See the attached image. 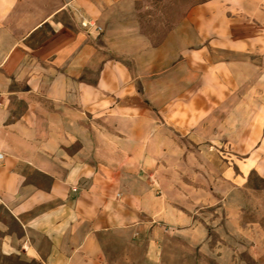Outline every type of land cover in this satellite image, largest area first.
Here are the masks:
<instances>
[{
	"label": "crops",
	"instance_id": "crops-1",
	"mask_svg": "<svg viewBox=\"0 0 264 264\" xmlns=\"http://www.w3.org/2000/svg\"><path fill=\"white\" fill-rule=\"evenodd\" d=\"M263 89L264 0H0V264H264Z\"/></svg>",
	"mask_w": 264,
	"mask_h": 264
},
{
	"label": "rangeland",
	"instance_id": "rangeland-1",
	"mask_svg": "<svg viewBox=\"0 0 264 264\" xmlns=\"http://www.w3.org/2000/svg\"><path fill=\"white\" fill-rule=\"evenodd\" d=\"M263 130L264 125L262 121L259 134L253 136L251 134V128L247 127L245 131V137L243 139L244 141L242 142H240V138L238 142L235 133L234 135L229 136L226 142L224 140L223 142H213L212 146L210 147L212 154L211 168L213 174L215 175L216 172L219 173L221 166L226 165V163H228L235 172L239 171V165L237 163H241L243 157H246L250 154L249 152L251 151L249 150H252L256 146L255 144L260 141ZM245 176L247 179V182L245 183L247 186L245 188V210L239 217V220H242L245 223L260 221L262 224H264V177L254 168L246 169Z\"/></svg>",
	"mask_w": 264,
	"mask_h": 264
},
{
	"label": "built area",
	"instance_id": "built-area-1",
	"mask_svg": "<svg viewBox=\"0 0 264 264\" xmlns=\"http://www.w3.org/2000/svg\"><path fill=\"white\" fill-rule=\"evenodd\" d=\"M82 24L85 26H89V25H95L98 29H101L102 26L98 25L95 21H93L92 19H88V18H84L82 19ZM2 156V153L0 152V157ZM73 190H77L78 186H73L72 188Z\"/></svg>",
	"mask_w": 264,
	"mask_h": 264
}]
</instances>
